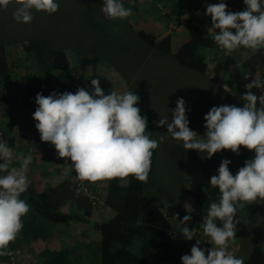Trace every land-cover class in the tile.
Segmentation results:
<instances>
[{
    "label": "rangeland",
    "instance_id": "1",
    "mask_svg": "<svg viewBox=\"0 0 264 264\" xmlns=\"http://www.w3.org/2000/svg\"><path fill=\"white\" fill-rule=\"evenodd\" d=\"M182 1L193 2V0ZM56 2L59 4V10L56 13L48 14L33 10V20L29 24L17 23L13 19L15 8L18 7L15 3L10 4L7 9L0 8V43L4 44L8 63L14 65L10 66V79L7 83H2L6 88L5 92L21 98L18 92H21L23 88L20 85L23 82L28 83L32 76H36V79L40 78L46 84L48 77H53L49 86L51 90L57 89L58 94L69 92V88H76V90L85 88L93 92L91 86L93 78L100 80V87L106 95L112 91L122 94L125 88L131 85L140 97L142 115L147 118L148 124L152 126L154 138L159 142L155 170L149 175L145 193L155 195L164 201L167 210L179 207L185 189L210 193V174L218 171L222 160L231 161L229 170L235 175L239 168L244 166L246 160L254 158V151L241 147L239 154L222 150L208 159L206 153L184 149L183 142L173 139L167 133L166 126L158 127L155 123L160 118L166 117H169L171 122L176 101L183 98L189 128L203 136L206 132L204 116L213 106L243 107L244 102L241 97L247 91L245 84L251 83L257 76L264 79V71L262 74L252 71L255 69L245 71L243 60L254 59L248 56L249 51L239 60L233 58L229 61L225 57L219 59L222 61L220 69L226 67V70L223 69L222 72H216L213 67H208L204 73H201L180 65L172 56V52L186 39L187 34L184 24L179 27L178 24H174L172 20H166L163 16V13L169 11V1L165 4V0H121L125 8L132 10V15L123 20L107 19L101 11L103 7L95 0H56ZM208 17L206 11L199 17L200 21L205 19L206 27L205 24H201L205 31H207ZM151 21H154L152 25L149 23ZM139 28H148L159 33L160 36L171 33V53H160L140 42L135 35V31ZM32 37L45 38L51 47L63 49L69 59V67L45 72L41 65L34 64L32 58H30L31 61L26 60L25 52L17 49L15 42L28 41ZM78 51H81V56H97L96 66L87 65L82 70L78 64L74 63L80 56L78 54L76 56ZM201 52L208 55L209 51L201 49ZM255 52L260 55L257 56L256 64L258 59H261L263 63L258 69L264 70V48ZM208 59L209 57L208 64H211L213 61ZM245 77L248 78L245 79ZM127 80H130V84ZM68 81L77 82L79 85L68 86ZM251 91L258 98L264 94L257 88ZM36 95L33 96L34 101ZM30 107L29 110L35 112L38 105L35 102ZM257 107H260L259 100ZM19 108L21 107L13 105L12 100L1 103L0 121L16 120L14 113ZM161 137L163 139H160ZM2 139L0 138V142H4ZM15 144L9 148L16 154L17 144ZM28 146L31 145L27 144L26 147ZM31 150L28 154L32 155L36 152ZM48 165L47 172H50L48 177L56 178V180L64 176L60 170L69 166L65 164L64 159L58 158V154L55 156V163L49 162ZM34 169L35 167H30L27 170ZM52 180L48 178L50 183ZM99 185L97 190L101 192V183ZM93 206L95 212L91 221L105 220L113 214L111 209L103 206L101 198ZM206 207L209 206L199 207L198 218L195 217L192 220L200 225L196 226L199 234L203 233L201 224L207 215ZM240 214L241 236L230 242L229 251L233 250L232 246L234 250H238L240 246L239 251L234 255L244 259L253 241L264 237L262 230L264 200L246 205L245 208L240 209ZM84 230L86 232L82 237L86 240L77 243L71 254V258L76 256L79 262L70 260V264H97V250L91 241L97 239L98 232L92 229L91 224L90 229L87 224ZM201 240L200 245L203 249L212 247L209 237L203 235ZM12 243V246H8L5 250L9 252L6 254L9 258L0 255V264H42L41 260L44 259L34 252L33 247L24 243L19 234ZM170 264L182 263L171 262Z\"/></svg>",
    "mask_w": 264,
    "mask_h": 264
},
{
    "label": "clouds",
    "instance_id": "2",
    "mask_svg": "<svg viewBox=\"0 0 264 264\" xmlns=\"http://www.w3.org/2000/svg\"><path fill=\"white\" fill-rule=\"evenodd\" d=\"M12 3L18 5L13 13L17 23H31L33 10L48 14L59 10L56 0H0V8L7 9ZM244 4L246 9L239 12L228 11L223 0L206 8V15L211 17L208 34L228 54L240 47L254 51L264 48V0H244ZM101 11L112 20L132 15L131 8H125L121 0H104ZM91 86L92 93L85 88H79L75 94L37 93L38 107L33 119L41 141L53 145L58 158L69 165L64 175L74 170L78 180L89 183L129 176L148 182L153 150L159 147V142L145 134L148 121L136 106L140 97L131 91L123 94L112 91L106 95L97 78L91 79ZM244 87L247 89L241 97L244 106H213L204 116L203 136L189 128L183 98L177 99L171 122L169 117L155 122L158 127L166 126L167 133L182 141L184 149L206 153L208 159L222 150L239 154L241 147L255 153L235 175L229 170L231 161H221L218 175L210 178V185L219 190V201L210 203L201 224L212 247L202 249V240L196 239L190 254L181 257L182 264H244V259L234 255L229 247L236 238L238 208L264 200V94L258 98L251 91L257 88L264 92V79L257 76ZM0 159L4 161L0 163V173H5L0 175V255H5L23 228L22 217L30 210L20 197L29 186L26 172L33 157L15 154L6 143L0 142ZM13 159L20 162L19 167H9ZM189 208L186 204L185 209ZM191 219V215H185L180 223L187 224ZM180 233L189 241L198 237L196 228L183 226Z\"/></svg>",
    "mask_w": 264,
    "mask_h": 264
},
{
    "label": "trees",
    "instance_id": "3",
    "mask_svg": "<svg viewBox=\"0 0 264 264\" xmlns=\"http://www.w3.org/2000/svg\"><path fill=\"white\" fill-rule=\"evenodd\" d=\"M95 1L100 6H104V0ZM167 1L170 3L169 11L163 13V16L166 20H172L174 24H178L179 27L184 24L187 34L186 39L172 52L173 58L182 66L204 73L208 66V51L213 50L217 44L200 25L199 17L190 14V4L186 5L182 0H165V4ZM239 1L231 0L230 2L235 4ZM219 2L221 0H214L212 4ZM226 4L228 7L229 4ZM149 23L152 25L154 21ZM135 35L140 42H143L150 49L160 53H171V33L160 36L159 33L148 28H139L135 31ZM15 46L25 52L26 60L32 58L34 64L41 65L45 72L69 67L70 62L63 49L51 47L45 38L32 37L28 41L18 40L15 42ZM201 49L207 50L208 55L201 52ZM77 54L82 53L78 51ZM97 60L98 57L94 55H80L78 65L80 67L87 65L95 67ZM10 64L5 54L4 44L0 43L1 84L7 83L11 77L10 68L14 65L13 63ZM216 72H222V69L217 67ZM36 78V76H32L28 83L23 82L20 85L23 88L20 92L21 98H15L8 92H6L8 96L4 98L3 92L5 90L2 89L0 91L1 103L12 100L13 105L20 107L23 100L25 102V99L29 98V93H42L44 96H48L51 91L50 94L57 93V89L51 90L49 86L53 77H48L47 84L43 83L40 78ZM129 81L127 80L128 83ZM68 82V86L79 85L77 82ZM127 91L135 92L131 85L125 88L124 92ZM88 92L92 93L91 91ZM136 106L141 109L140 99ZM6 127V131L0 130V136H6L9 145L13 146L15 138L10 135L13 128L12 120L6 122ZM145 134L155 139L152 126L149 124ZM157 151L158 148L153 150L149 175L155 170ZM3 162V159H0V163ZM26 175L29 186L20 198L29 204L30 210L22 217L23 228L19 235L27 245L33 247L38 256L45 260H43L44 264H70L72 249L85 239L82 236L85 234L84 229L87 224L89 229L91 224L92 229L94 228L98 232L97 239L91 241L97 250V264L182 263L181 257L190 254V247L198 239L185 240L180 233L182 227L186 226L193 229L200 226L192 221L193 218L199 216L198 208L209 206L213 201L218 202L220 195L218 188L212 186L210 193L185 189L179 207L167 210L165 209V202L155 195L146 194V183L138 181L133 176L96 183L86 181L90 192L97 197L95 201L101 198L103 206L113 211V214L105 220L91 221L94 200L88 194L76 191L74 181L76 173L74 170L62 176L55 183L46 180L47 173L44 170H31L26 172ZM213 175H218V171L211 173L210 178ZM99 183H101V192L97 190L100 186ZM186 204L191 206L190 212L185 209ZM185 215H191L192 219L187 224L182 225L180 221ZM235 220L238 221L236 238H239L242 231L239 208ZM217 224L222 226L220 221H217ZM262 230L264 231V226ZM68 231L71 232L70 235L67 234ZM198 235L199 233H197ZM69 236L71 240H67ZM260 240L253 241L247 256L244 258V264H264V237ZM12 244L11 242L9 246L11 247ZM231 248L233 250L230 251L235 254L239 251L240 246L238 250H234L233 246ZM3 256L9 258L6 254Z\"/></svg>",
    "mask_w": 264,
    "mask_h": 264
},
{
    "label": "crops",
    "instance_id": "4",
    "mask_svg": "<svg viewBox=\"0 0 264 264\" xmlns=\"http://www.w3.org/2000/svg\"><path fill=\"white\" fill-rule=\"evenodd\" d=\"M223 1L225 3L229 4L227 8H228V10L231 9L230 12H239V11H243L244 9H246V5L244 4V0H240L239 2H236L235 4L230 2L231 0H223ZM193 2L192 3L191 2H188V3L184 2V3L186 5L190 4V6H189L190 14L197 15L198 17H200V14L206 11L207 6L214 3V0H193ZM208 20L209 21L207 24V28H206L207 31L206 32H208V28L211 27V17L210 16L208 17ZM201 24H205V27H206L205 19H204V21H200V25ZM201 26L203 27V25H201ZM248 51H249V53H248ZM246 53H248V56L253 57L254 59H251V60L249 59L246 61L243 60V66H245V71H249L250 69H255L252 71L262 74V71H264V70L258 69L263 64L261 62V59H258V64H256L257 63L256 62L257 56H260V55H257V52H255L254 50L246 49L244 47H240L238 50L233 51L231 54H228L226 52V50H224L218 44H217V46H215L213 48V50L209 51V55H208L209 59L208 60H212L213 62L211 64H208L207 68L213 67L214 70L216 71L217 67L221 68L222 61H219V59H221V58L223 59L225 57V58H228L229 61H232L233 58L239 60L240 58H242V56H245ZM76 56H78V55H76ZM74 63L78 64V60L74 61ZM255 65L257 67H255ZM227 67H229V66H227ZM225 68H223V69H225ZM81 69L83 70L84 67H81ZM223 69H222V71H224ZM227 70H228V68H227ZM261 77H262V75H261ZM2 89L5 90L6 88H5V86H3V84L0 83V91ZM72 90H73L72 88L68 89V91L69 92L71 91V93H73V94H75L77 92L76 88H74L73 91ZM3 93H4L3 94L4 98H5V96H8V95H6V92H3ZM18 93L20 94V92H18ZM50 93H49V95H50ZM29 95L31 97L29 96L28 99H25V102L23 100V104L20 106L21 108H19V110L14 113L16 115V120H12L13 128L10 132V135L14 136V138H15L14 144L15 143L17 144V147L15 149L16 154L23 153L25 155H28V153H30L29 150L33 149L34 151H36L35 153L32 154L33 161L28 166L27 169H29L30 167H35V169H37V170H44L47 173V177H48V174H50V172H47L49 169L48 164H49V162L55 163V156L57 155V152H56L53 145H51L50 143L41 141L40 133L38 132V130L35 127L37 122L33 119L34 111L29 110V108H31L30 105H33V103H35L34 98H33L34 94L29 93ZM14 97L16 98L17 95H15ZM1 102L2 101L0 100V104H1ZM8 121H6V122H8ZM6 122L0 121V130L6 131V129H7ZM0 138H3L2 141H4V143H6L9 147H11V145H9V143H8V140L6 139V136H3V137L0 136ZM27 144H30L32 146V148H31V146L26 147ZM19 164H20L19 161L13 159V161L9 165V167L10 168L11 167H19ZM28 171L29 170H27V172ZM4 174L5 173H0V175H4ZM47 177H46V180H48V178L53 179L51 183H54V182L60 180V179L56 180V178H50V177L47 178ZM94 212H95V210L93 207V213ZM86 228H87V226H86ZM86 230H84V233L86 232ZM70 233L71 232H69V231L67 232L68 235H70ZM202 237H203V233L199 234L197 238L201 239ZM67 240H71V237L69 236ZM84 240H86V239H84ZM84 240L81 241V243L84 242ZM200 247L202 248L201 245H200ZM83 248H85V246ZM71 260L79 262V259L76 256L73 259L71 258ZM41 263L43 264V260H41Z\"/></svg>",
    "mask_w": 264,
    "mask_h": 264
},
{
    "label": "built area",
    "instance_id": "5",
    "mask_svg": "<svg viewBox=\"0 0 264 264\" xmlns=\"http://www.w3.org/2000/svg\"><path fill=\"white\" fill-rule=\"evenodd\" d=\"M68 162L71 163L70 160H69ZM64 169H65V167L62 168V169L60 170V172H61L62 175H64V174H63V173H64ZM74 181H75V183H76V191H77V192H84V193L88 194L89 197H91V198L94 200V201H93V204L97 202V201H95V200H97V197L94 196V195L90 192L89 187H88V184H87L86 181H80V180H78L77 178H74ZM7 253L9 254V252H7Z\"/></svg>",
    "mask_w": 264,
    "mask_h": 264
}]
</instances>
